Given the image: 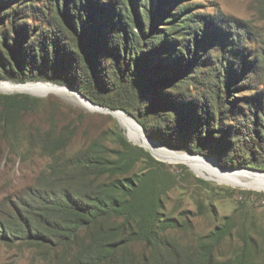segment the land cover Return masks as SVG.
Here are the masks:
<instances>
[{
    "label": "rangeland",
    "instance_id": "rangeland-1",
    "mask_svg": "<svg viewBox=\"0 0 264 264\" xmlns=\"http://www.w3.org/2000/svg\"><path fill=\"white\" fill-rule=\"evenodd\" d=\"M73 1L12 0V5L0 6V13H8L9 20L17 26L19 22H22L23 26L27 28L23 34L25 37L31 36L32 39H37L36 36L40 33H43L44 37L51 28V31L55 32L54 40L60 44L59 48L65 47L69 53L71 50L78 59L79 52L86 58L89 56V64L91 66L95 64V70L92 69L93 72L95 71L92 73L93 76L97 75L99 70L102 77H105V81H99L97 85L94 83L96 79L93 80L92 77L96 91H101L106 86L104 83L107 85L112 83L110 77L114 74L111 72V67L115 66L113 71L118 76L121 74L124 94L130 100H138V97L137 94L134 95L137 82L129 72H126L131 67L130 57L132 62L136 60V56H130L129 53L130 51L134 52L137 39L142 38L139 47H145L142 51L150 52V56L147 60L141 57L139 52H135L137 58H140V75L146 73L148 76H157L163 73L161 81L148 77L145 89L143 87L142 89L145 93L167 91L172 104L169 103L170 105H166L162 109H155L154 112L149 111L152 112L150 116L142 117V114L136 113V119L123 110L120 111H123L134 121L146 139L170 151L209 159L216 167L223 169L215 158L205 155L202 151L174 149L173 146L170 147L165 142L154 139L150 128L155 123L154 113L180 117L181 114L189 113L187 109L190 108V104L192 105L190 112H195L197 121L201 117H205L204 111L213 104L215 119H211L216 124L221 121L223 125L239 123L244 117H253L254 112L264 109V0H176L174 4H168L164 0H93L101 5L119 3L115 7L122 6L128 15L123 19L125 23H122L121 26L125 34L127 49L126 53L122 49L118 57L112 50V46L116 43L115 41L120 40L121 36L115 34L117 30L112 29L110 24L102 29L104 34L102 38L100 37L101 41L103 39L105 47L102 48L100 46L102 43L99 44V40L95 39L93 35L92 39L82 37L79 29V36H76L78 45L75 47L76 52L69 47L73 31L61 15L59 21L55 18V8L57 4H59V8L66 4V8L70 9ZM27 5H32V8H24ZM83 5L88 8L92 4L89 5L83 0ZM157 8L163 10L160 11ZM12 10H18L23 15H19L13 20ZM155 11L161 12V15H156ZM88 14V10L81 13L84 24L88 20L89 23L101 22V17H106L108 10L103 8L99 14H94L92 17H89ZM170 14H177V17L172 18L169 16ZM184 20L191 22V35L187 36V40H183V35L180 32L176 33L170 30L172 23L179 22V25L182 26ZM192 22L194 23L192 24ZM4 23L3 21L2 25ZM116 27H120L118 20H116ZM98 29L96 32L100 34L101 26ZM31 30L33 31L31 32ZM171 39L173 41H170ZM149 41L153 46L165 42V47L163 50L156 51V48L152 49ZM143 42H148L145 44L148 46L143 45ZM120 47L123 48V46ZM186 49H189L188 54H186ZM180 52L184 57L181 65L146 69L149 64L152 66L157 64L159 58L168 56L172 60L173 56H179ZM195 55L197 57H194ZM169 69L174 74L178 72L179 75L165 76ZM70 70L69 68L68 71L70 72ZM232 71L235 77H232ZM139 77L141 78V76ZM215 77L219 79L217 84ZM204 78L211 80L210 85L203 80ZM182 79H190L192 82ZM171 81L173 84H170ZM66 83L68 85H53L69 89L73 93L69 98L54 94L36 97L25 93L0 92V95H29L39 100L32 111L18 115V118L13 121L19 126L15 135L12 134V131L0 130V225L6 233L9 231L12 207L16 206L21 192L25 188L35 185L38 177L51 163V159L44 156L41 150L43 146L41 135L45 131H54L56 135L68 131L69 137L62 154L66 158L84 149L94 139L103 136L104 132L115 131L116 128L123 132L128 142L143 149L151 156L149 151L127 138L118 121L112 116L84 109L78 103L77 98H85V96L75 88L74 81L70 80ZM227 83L230 85L229 91L226 87ZM188 84H191L190 94L185 93ZM241 85L246 87H241ZM216 87H219V91ZM216 93L220 95L219 101L213 98ZM133 96L135 97L131 99ZM140 100H142L141 97ZM140 100L135 104L139 111L145 109L146 105L148 106L147 103L144 104ZM174 101L184 107L177 106V103H173ZM226 101L231 102L226 103ZM152 102L157 107L163 100ZM232 102L241 110L233 109L235 112H232ZM217 103H222L223 107H226L221 108V116L215 106ZM233 113H237V116L235 117ZM164 118L166 117L164 116ZM142 121H144V125ZM214 128L215 130H212L214 137H219L220 134H217L216 126ZM106 142L111 148L117 146L116 141L112 138ZM208 143L213 144L214 140ZM209 149V151L214 150L211 147ZM152 158L162 163L164 169L161 170V175L148 177L147 181L150 185H161L163 182L162 185L165 186V194L162 197L163 215L175 219L178 224L177 230L168 233L172 239H175L183 247L195 246L199 237L207 235L215 227L226 226L227 234L219 244L216 256L220 260H224L241 247L244 241H247L249 247L251 245L253 247L248 253L250 261L264 264V192L218 184L210 178L193 172L184 164L164 163L155 157ZM146 169L147 162L140 161L133 171L147 172ZM227 170L264 173V169H253L247 166ZM46 250L43 247H32L25 241L11 238L8 235H0V264H51L47 259Z\"/></svg>",
    "mask_w": 264,
    "mask_h": 264
},
{
    "label": "trees",
    "instance_id": "trees-1",
    "mask_svg": "<svg viewBox=\"0 0 264 264\" xmlns=\"http://www.w3.org/2000/svg\"><path fill=\"white\" fill-rule=\"evenodd\" d=\"M85 1L92 5L86 8L83 0H74L70 9L66 8V4L62 8H59V4L56 5L55 18L59 21L61 15L73 31L71 45L68 46L75 51V47L78 46L76 36H79V29L82 37L92 39L93 35L99 40V44L102 43L100 46L105 47L103 39L101 41L104 34L102 29L110 24L112 29L117 30L115 34L121 36L120 40L115 41L112 50L115 51L116 57L122 49L126 53L127 43L121 28L122 23H125L123 19L128 16L125 9L122 6L116 8L119 3L101 5L93 0ZM164 1L174 4L176 0ZM11 2L12 0H0V6L12 5ZM28 7L32 8V5L24 8ZM103 8L108 10V15L102 16L101 22L89 23L88 20L84 24L82 12L88 10L89 17H92L99 14ZM11 13H14L11 15L14 16L13 20L23 15L18 10H12ZM155 14L161 15V12L155 11ZM169 16L175 18L177 14ZM116 20L120 23L118 28ZM182 24L180 26L179 22L172 23L170 30L180 32L183 40H187V36L191 35V22L184 20ZM99 26L100 34L96 32ZM26 29L22 22H19L18 26L13 24L8 13H0V80L15 84L49 82L59 85H68L66 82L71 80L76 83L75 88L90 102L112 111L123 110L135 119L136 113L142 114V117L150 116L153 110L172 104L167 91L163 93L143 91L148 77L161 81L163 73L157 76H148L146 73L140 75V58H137L135 52H139L141 57L147 60L150 56V52L142 51L145 47H139L142 38L137 39L134 52L129 53L130 56L135 55L136 60L132 62L130 57L131 67L126 71L137 82L136 91L133 90L134 95L137 94L138 100L142 98L140 102L148 104L145 109L139 111L135 105L138 100H130L124 94L121 74L118 76L113 71L115 66L111 67L114 74L110 77L112 83L107 85L103 82L106 86L101 91H96L94 83L97 85L99 81H105V77H102L99 70L97 75L93 76L92 73L95 71L92 69L95 70V64L93 66L89 64V56L86 58L79 52L78 59L71 50L69 53L65 47L59 48L60 44L54 40L55 32L51 31V28L44 37L43 33L38 34L37 39L25 37L23 34ZM67 33L69 36L68 29ZM145 44L148 42H143V45ZM149 44L152 49L156 48V51L165 47V42L153 46L149 41ZM50 48L52 50H49ZM188 53L189 49H186V54ZM167 57L159 58L157 64L153 66L149 64L146 69L181 65L184 61L181 52L179 56L174 55L172 60ZM167 71L165 76L179 75L170 69ZM233 74L232 71V77H235ZM92 77L93 80L96 79L94 83ZM182 80L192 82L190 79ZM203 80L210 85V79ZM215 80L216 84L219 83L218 77H215ZM226 87L229 91V83ZM190 88L191 84H188L185 93L190 94ZM216 88L219 91V87ZM219 96L216 93L213 98L219 101ZM159 99L163 102L156 107L152 101L159 102ZM229 102L231 101H226ZM38 103L37 98L29 95H0V130L12 131L15 135L19 126L13 121L18 115L32 111L34 105ZM180 105L177 103V106ZM191 106L190 104V108L187 109L189 113L181 114L180 117L154 113L155 123L150 128L154 139L165 142L174 149L202 151L205 155L215 158L223 169L235 170L244 166L264 169V109L254 112L253 117H244L239 123L223 125L221 121L216 124L211 119L214 118L215 112L213 104L204 111L205 117H201L199 121L195 112H190ZM215 106L221 116V108L226 107H223L222 103ZM231 108L232 112L241 110L233 102ZM233 115L236 117L237 113ZM142 124L144 125V121ZM214 126L218 130L217 134H220L216 138L212 132L215 130ZM68 137V131H63L59 135L54 131H45L41 135L42 154L50 158L51 163L38 177L35 185L21 192L16 206L12 207L9 231L4 232L0 225L1 236L8 235L23 240L32 247L47 249V259L51 264H259L250 261L248 253L253 247L252 245L249 247L247 241L224 260L216 256L218 246L227 234L226 226L215 227L207 235L199 237L195 246L183 247L172 239L168 233L177 230L178 224L175 219L163 215L162 197L165 194V186L162 185L163 182L161 185H150L147 181L148 177L161 175L164 165L155 161L143 149L128 142L118 128L115 131L104 132L103 136L91 141L84 149L66 158L62 154ZM109 138L116 141V147L111 148L107 144L106 140ZM211 140H214L213 144L208 143ZM210 147L214 150L209 151ZM140 161L147 162V172L133 171Z\"/></svg>",
    "mask_w": 264,
    "mask_h": 264
},
{
    "label": "bare ground",
    "instance_id": "bare-ground-1",
    "mask_svg": "<svg viewBox=\"0 0 264 264\" xmlns=\"http://www.w3.org/2000/svg\"><path fill=\"white\" fill-rule=\"evenodd\" d=\"M0 92L2 93H25L36 97H46L54 94L62 97L72 96V92L66 87L53 85L45 82H29L24 84H13L5 81H0ZM76 94V93H75ZM78 103L90 112H98L109 114L124 130L127 138L149 151L156 159L164 163L184 164L188 166L193 172L204 177L210 178L218 184H228L235 188L255 190L264 192V173L250 172L246 170H224L216 167V165L209 159L198 156L189 155L187 153H180L170 151L143 136L136 127L134 121L123 111L115 110L108 111L100 109L92 105L81 97L77 98ZM69 100V99H68Z\"/></svg>",
    "mask_w": 264,
    "mask_h": 264
},
{
    "label": "water",
    "instance_id": "water-1",
    "mask_svg": "<svg viewBox=\"0 0 264 264\" xmlns=\"http://www.w3.org/2000/svg\"><path fill=\"white\" fill-rule=\"evenodd\" d=\"M83 99L86 100V101H88V102L91 103L92 105H94V104H93L92 102H90L88 99H86V98H84V97H83ZM94 106H97V105H94ZM97 107H99L100 109H104V108H102V107H100V106H97ZM105 110H108V109H105ZM108 111H110V110H108ZM150 154H151V153H150ZM151 156L154 157L152 154H151ZM224 170H227V169H224Z\"/></svg>",
    "mask_w": 264,
    "mask_h": 264
}]
</instances>
